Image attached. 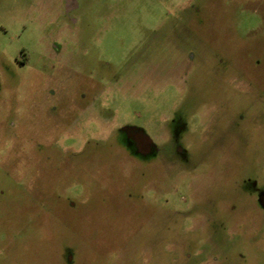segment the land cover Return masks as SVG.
<instances>
[{
  "label": "rangeland",
  "instance_id": "1",
  "mask_svg": "<svg viewBox=\"0 0 264 264\" xmlns=\"http://www.w3.org/2000/svg\"><path fill=\"white\" fill-rule=\"evenodd\" d=\"M64 1L0 0V264H205L192 202L264 192V0Z\"/></svg>",
  "mask_w": 264,
  "mask_h": 264
},
{
  "label": "flooded vegetation",
  "instance_id": "2",
  "mask_svg": "<svg viewBox=\"0 0 264 264\" xmlns=\"http://www.w3.org/2000/svg\"><path fill=\"white\" fill-rule=\"evenodd\" d=\"M79 5L77 4L76 0H65L64 1V12L68 16L71 22H76L74 17L71 16L72 13H74L76 10H78ZM20 63H26V61L19 60ZM93 107V106H92ZM92 107L89 106L86 108V111H92ZM140 146L143 150L147 149V143L145 141H141ZM247 184H249L250 191L252 190V194L256 198L255 205H257V212L255 214L251 212L252 209L249 210V208H246V213H249V216L247 218V221L243 222L246 224V226H242L243 224L238 225L237 223H234L232 226H226L225 223L221 222L219 219V208L214 204V202L210 201L209 199L206 200H200V198L197 197V200L195 202H192L193 205H197V209L200 211V217L199 222L196 223V230L198 232H202V237L200 242L197 241V256L205 254V256H209L208 260L205 261V264H229L231 260H233V254L234 252H229L225 247L218 246L211 248L209 251L206 250L205 247H207L206 243L211 240V237L215 238L214 235L220 234L223 237H226L229 235L231 237L230 242L235 245L236 242L238 244L241 240V233L239 232L240 228H244L245 232L246 229L248 230V233L251 232L253 229H255L258 226V222H263L264 220V192L260 190L257 183L255 181L248 179L245 181ZM196 193L200 194V191L196 190ZM205 192L202 193L201 198L204 197ZM207 197V192L206 196ZM203 199V198H202ZM202 204L206 205L204 208H202ZM242 208L240 206L235 205V203L229 207L228 214L231 217L236 216V213L241 212ZM245 211V210H243ZM249 211V212H248ZM254 215H251V214ZM220 227V228H219ZM247 234V233H246ZM252 240V239H251ZM250 241V240H249ZM255 243V241H254ZM253 243V244H254ZM226 244L228 245L229 242L226 239ZM235 250V249H234ZM238 253V251H237ZM238 260L240 259L243 264H264V254L263 253H254V255H246L243 253H238ZM190 258V254L188 253L186 255V259Z\"/></svg>",
  "mask_w": 264,
  "mask_h": 264
}]
</instances>
